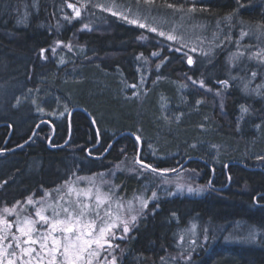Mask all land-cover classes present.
Instances as JSON below:
<instances>
[{
	"label": "trees",
	"instance_id": "obj_1",
	"mask_svg": "<svg viewBox=\"0 0 264 264\" xmlns=\"http://www.w3.org/2000/svg\"><path fill=\"white\" fill-rule=\"evenodd\" d=\"M37 1L41 5L56 3L59 10L47 5L45 9L51 15L57 10V16H13L8 8L12 0H0V64L9 65L0 74V84L12 89L11 97L20 103L15 118L0 122L4 124L0 128V165L4 168L0 170V213L17 201L25 210L28 197L43 200L45 192L53 193L68 171L77 176L114 178L113 184L123 199L139 194L144 189L143 182L169 174L141 169L134 162L137 140L131 135L116 140L127 132L140 137L141 160L146 164L177 169L195 158L182 171L198 173V185L212 181L215 188L224 190L152 205L125 244L120 245L117 264H162L167 260L181 263L175 239L177 232L191 221L198 224V240L205 234L208 239L197 251L187 254L191 258L189 264H264V248L230 245L219 234L220 228L237 223L256 228L264 235V96L243 95L233 82L221 108L214 95L204 93L183 76L190 73L194 79H210L199 72L201 65L191 68L184 56L157 42L154 36L116 18L100 22L101 27L81 30L86 16H69L59 0ZM154 1L162 7L172 4L177 9L190 6L198 10L208 3V9L218 16L177 18L183 21L182 18L193 17L194 22L200 23L228 21V43L234 42L241 30L264 32L260 27L264 16H248L246 12L252 5L249 1ZM238 4L244 8H238ZM258 7L264 11V0ZM230 14L231 21L226 19ZM60 44L72 51L61 48L67 56L59 62L56 56L53 60L52 49ZM153 53H160L159 57L154 59ZM227 53L223 47L207 69L218 75V81L227 79L223 73ZM141 64L151 72L148 83L140 95L127 98L121 93L123 84L135 83L136 69ZM160 65H164V78L157 74ZM73 108L82 110L73 114L70 124L67 116L59 123L51 117L62 116ZM87 114L94 118L98 133ZM20 116L30 120L21 129L15 124ZM43 120L56 127L49 146L53 133L44 124L30 140L35 126ZM91 148V156L102 157L92 159L87 154ZM124 163L144 173L137 184L135 175L120 171ZM27 213H32V209Z\"/></svg>",
	"mask_w": 264,
	"mask_h": 264
},
{
	"label": "rangeland",
	"instance_id": "obj_2",
	"mask_svg": "<svg viewBox=\"0 0 264 264\" xmlns=\"http://www.w3.org/2000/svg\"><path fill=\"white\" fill-rule=\"evenodd\" d=\"M61 1L63 4H71L74 6L67 8L68 11L71 10V12L68 13L69 16H76L77 10L80 12L79 16H86L85 21L83 22V24L80 25L81 30H89L95 27H101L102 25L100 24V22L108 20L109 18H116L121 22L126 23L127 25L137 27L138 29L145 31L147 34L154 36L157 42L165 43L166 45L171 47L172 50L177 52V54H181L182 56H184L183 60L188 66H191V68L194 69L196 65H201L202 68L199 72H202L201 74L205 73L208 78L210 77V79L204 77L203 81L205 87L200 86L199 77L194 79L192 74L190 73H186L183 76L192 85L194 84L198 88L202 89L204 93L214 95L216 97L214 98L219 102L221 108L224 107V103L227 97V90L233 82L235 83L234 87H236V90L238 92H241L243 95L248 94L255 98L264 96V63H261V61L258 59L249 58L252 53H256L261 49H264V35L261 34V30H253V32L251 33L250 29L249 31L241 30L248 33V35L243 38H241L240 36L241 31H238L237 37L235 38L234 42L229 41L228 43V35L225 31L226 28L229 26L228 21H225L224 23L202 22V24L200 22H194L193 17L191 18V20L187 18L185 20L184 18H182L183 21H180L177 16L182 17L190 15L186 13L183 14L181 11L177 12L175 10L177 8L162 7L155 1L154 4L147 6L144 4V2H140L139 5H137V3L129 4L127 2V4H125L124 1L118 3L116 0ZM109 8L111 10H107ZM112 12H116L117 15H112ZM125 15L128 17V20L122 18V16ZM133 19H138L140 23H145L146 25L157 28V32H152L147 27L141 28L138 24L130 23V21ZM85 25H87V27H85ZM173 29L175 31H173ZM159 31H164L165 33L171 32L173 35L183 36L184 42L188 45V47L181 48V51H176V48L181 46L174 41H169L165 37L159 36ZM238 45L239 48L237 47ZM193 47H195L197 51H191L190 49ZM223 47L228 52L226 57V64H224L223 68V73L227 76V79L224 80H228L229 82V86L227 87L221 83H218V75H213L211 74L212 71H207V69L210 68V66L214 63L213 61L215 60L217 52L220 51ZM61 48L62 51L69 50L65 52L71 53L72 51L68 47H64L62 46V44H60L57 48L52 49L53 60H55V56L57 57L56 59L59 62V59L63 60L66 58L67 54L65 52H61ZM237 51L244 52L245 56L239 60H230L232 54L236 53ZM159 54L160 53H157V55H152L151 57L156 59L159 57ZM188 56H191L193 59V64L191 65L187 63ZM44 58L45 55L42 56V59ZM8 66V63H1L0 74H3L5 69L8 70ZM226 69L228 71L224 72ZM136 70L137 72L133 80L135 83L126 82L125 84H123V92L121 93H124V96H127V98L129 96L140 95L141 91H144V88L148 83V79L151 72L145 66V64L139 65ZM163 71L164 65H160L157 69V74L161 75L162 78H164L165 75ZM252 72L257 73L255 78L251 76ZM232 77H236V79H233ZM115 81L116 83L120 82V80ZM193 81H196L197 83H193ZM216 84L219 86V89L214 88ZM133 85H135V87H133ZM245 85H247V90H245ZM6 86L7 85L5 84H0V122L8 121L9 119H12L13 116L15 118L18 106L20 107V103L17 104L13 97H11L14 91L12 89H5ZM115 89L118 88L116 87ZM209 89H211V91H209ZM184 90L185 92L187 91V89H183L182 91ZM118 92H120V90ZM129 92H131L132 95H128ZM217 93H219V95H217ZM21 104L22 106L24 105L23 102H21ZM36 113L37 115L39 114L38 112ZM68 113L69 112H65L62 114V116H56V114H53L51 115V117L56 120L57 123H59L63 121L66 116H68ZM29 122L30 120H28V118H25L24 116H20V118L15 120V124L20 129L25 128V126ZM258 129L260 130V128ZM251 130L254 129L250 128V131ZM11 166L12 164H10V167ZM32 169L33 168H30V171ZM119 169L120 171H123L128 175H135L136 184L137 181H139L141 177L144 176V173L139 172V170H136L135 166H132V164L126 167V163H124ZM0 170H4L2 164L0 165ZM73 173V171H68L66 178L61 179L62 181L60 180L61 182L59 183V185L56 186V188L52 189L54 191L53 193L45 192L43 201L45 203H55L60 197H63L64 200H68L70 198L74 199V194L72 197L69 196L68 188L71 187L74 189V191L87 189L88 187H90L89 182L94 179L95 185L92 186L93 191H95V186H99L102 193L111 192L112 199L114 201L119 198V201L121 203H124L125 205L127 204V202L131 201L134 209L136 210L132 214L139 213L137 215L136 221L134 223L129 224L130 231L128 233H123L119 228L113 230L116 233V237L112 238V243L114 245H119V247L116 248L113 253L117 260L120 258L121 255L120 245L125 244L124 242L127 241V239L129 238L132 230L136 226V223L139 221V219L145 212L149 211L152 205L158 204L162 200L176 199L179 197H190L193 199L200 198L209 193V191H211V189L208 187V184L198 185V182L200 181V175L198 173H195L193 171H182L162 175L163 177L151 178L150 180L152 182L142 183L144 189L139 194H132L130 198L123 199L118 195L117 189L113 184L114 178H110L109 176L106 177L105 175L77 176ZM102 180L106 181V183H101ZM177 185H181L183 187L181 189H178ZM188 187H191L198 191L189 192L187 191ZM153 192L156 193V198L154 199L152 198ZM140 198L149 201L147 208H144L142 212L140 211ZM28 207L32 209L33 212V207L31 208L30 205L26 207L25 212L30 210L28 209ZM113 208H115V205H113ZM120 211L122 214H124L125 218H127L126 209H121ZM196 224V221H191L186 227L181 228L177 232V236L175 239L176 247L177 250L180 252L178 253V255L180 258H182V262L178 263L177 261L167 260L162 264H189L191 258L188 257L187 254L197 251L201 243H205L208 239V236H206L205 234V236H203L202 238L199 237L198 240ZM220 229L221 231L219 232V234L222 235L226 243L230 245H242L253 248H264V235H262V233L256 228L249 227L248 225H238L236 223L233 227L225 225ZM13 231H15V228H13ZM250 233L255 234L254 239H249ZM121 236H123V239H119V237ZM110 259L111 257H109V260Z\"/></svg>",
	"mask_w": 264,
	"mask_h": 264
},
{
	"label": "snow or ice",
	"instance_id": "obj_3",
	"mask_svg": "<svg viewBox=\"0 0 264 264\" xmlns=\"http://www.w3.org/2000/svg\"><path fill=\"white\" fill-rule=\"evenodd\" d=\"M139 3L140 0H137V5ZM144 4L152 5L154 0H144ZM243 6L238 4V8ZM68 7L74 6L69 4ZM167 7L175 8V5L169 4ZM189 11H195V9ZM79 15L80 12L77 10L76 16ZM112 15H117V13L112 12ZM122 18L128 20L126 15ZM226 19L231 21L232 14ZM130 23L157 32V28L140 23L138 19H133ZM260 27L264 29V25ZM173 31L175 30L173 29ZM261 34L264 35V32ZM158 35L178 43L181 47H177L176 51L188 47L183 36H176L171 32L165 33L164 31H159ZM247 35L248 33L244 31L240 33L241 38ZM237 47L239 48V45ZM190 50L197 51L195 47ZM152 55H157V53ZM244 56V52L237 51L232 54L230 60H239ZM249 58L258 59L264 63V49L252 53ZM187 63L193 64L191 56L187 57ZM256 75V72L251 73L253 78ZM232 78L236 79V77ZM193 83L197 82L193 81ZM218 83L226 87L229 86L228 80L218 81ZM199 84L201 87H205L203 80H200ZM245 90H247V85H245ZM242 111L246 112L247 108L242 106ZM136 139L139 141L140 137L137 136ZM134 162L141 169L157 174L175 171V169H159L151 164H146L139 159L138 154ZM89 183L90 187L87 189L74 191L73 188H68L69 196L72 197L74 194V199L64 200L63 197H60L55 203H45L42 199L34 201L28 197L25 207L29 205L33 207V212L30 214L25 212L19 201L11 208L4 207L0 213V264H117L113 253L119 245L112 243V238L116 237L113 230L119 228L123 233H128L130 231L129 224L136 221L139 213L132 214L136 210L131 201L126 205L121 203L119 198L114 201L111 192L102 193L99 186H95V191H93L94 179ZM101 183H106V181L102 180ZM177 187L181 189L183 186L177 185ZM187 191L198 190L188 187ZM152 198H156L155 192L152 193ZM139 202L142 212L144 208H147L149 201L140 198ZM18 208H20L19 211H17ZM121 209H126L127 218L121 213ZM8 216H13L14 219L10 221L7 219ZM254 238L255 234L250 233L249 239ZM119 239H123V236ZM109 257H111L110 260Z\"/></svg>",
	"mask_w": 264,
	"mask_h": 264
},
{
	"label": "bare ground",
	"instance_id": "obj_4",
	"mask_svg": "<svg viewBox=\"0 0 264 264\" xmlns=\"http://www.w3.org/2000/svg\"><path fill=\"white\" fill-rule=\"evenodd\" d=\"M118 3H120L121 1H124L125 4L129 3V4H136V1H130V0H116ZM144 0H140V2H143ZM194 1V0H191ZM201 3H204L208 0H198ZM242 1H249L252 3L251 6H249L250 8H246L248 9L246 12L248 13V16H264V11L261 10L260 7H258V3L261 0H242ZM127 2V3H126ZM58 4H62L63 6H65V10H67L68 13L71 12V10L68 11L67 8L68 5L63 4L61 0L58 1ZM47 5V7H49L51 10V7H55V9L59 10V7H57V4H45ZM45 5H41L40 2H38L37 0H12L11 3V7L8 6V8L11 11V14L14 15H18V14H22L23 16H57V10H55L54 14L51 15L50 13H48V10L45 9L46 6ZM209 4L208 3H204L202 5V9H197V8H193L190 6H185L184 9L182 10H177L175 9L177 12H182L183 14H188L190 16H218L215 15L216 12H213L212 10H210V8L208 9ZM244 7H241V9ZM190 9H195V11H189ZM174 10V11H175ZM67 13V14H68ZM226 16V15H225ZM229 16V15H228ZM4 124H0V128L3 127Z\"/></svg>",
	"mask_w": 264,
	"mask_h": 264
},
{
	"label": "water",
	"instance_id": "obj_5",
	"mask_svg": "<svg viewBox=\"0 0 264 264\" xmlns=\"http://www.w3.org/2000/svg\"><path fill=\"white\" fill-rule=\"evenodd\" d=\"M80 110H82V109H79V108H75V109H73L71 112H70V114H69V119L71 118V116L76 112V111H80ZM90 118H91V116L89 115V114H87ZM91 120H92V123L95 125V122H94V120L91 118ZM44 123H47V124H50L49 122H44ZM54 134H55V132H54ZM125 135H131L132 137H134L135 139H136V136L135 135H133V134H131V133H123V134H121L118 138H116V140H118L119 138H121V137H123V136H125ZM116 140H114V142L116 141ZM137 140V139H136ZM138 143H139V151H138V155H139V159H140V156H141V152H142V145H141V143H140V140L139 141H137ZM192 159H190V160H188V161H186L179 169H177V170H175L174 172H178L179 170H181L183 167H185L187 164H188V162H190Z\"/></svg>",
	"mask_w": 264,
	"mask_h": 264
},
{
	"label": "flooded vegetation",
	"instance_id": "obj_6",
	"mask_svg": "<svg viewBox=\"0 0 264 264\" xmlns=\"http://www.w3.org/2000/svg\"><path fill=\"white\" fill-rule=\"evenodd\" d=\"M47 126H48V125H47ZM53 126H54V128L56 129L55 125H53ZM38 127H39V126H35V129H34V130H35V131H34V132H35V133H34L35 135H33V136L30 138V140H31V139H34V137L36 136V133H37V131H38ZM48 127L51 128V126H48ZM49 145H50V144L48 143V146H49ZM57 147H58V146H57ZM54 148H55V147H54ZM252 169H254V170H262V167H259V168H256V167L253 168V167H252ZM252 169H251V170H252ZM252 172H255V171H252ZM256 203H257V201H256Z\"/></svg>",
	"mask_w": 264,
	"mask_h": 264
}]
</instances>
